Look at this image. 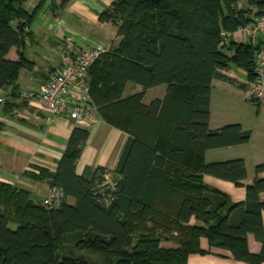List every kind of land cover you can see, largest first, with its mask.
Wrapping results in <instances>:
<instances>
[{"label": "trees", "instance_id": "16d2710c", "mask_svg": "<svg viewBox=\"0 0 264 264\" xmlns=\"http://www.w3.org/2000/svg\"><path fill=\"white\" fill-rule=\"evenodd\" d=\"M25 2L0 0L5 113L21 97V70L35 66L25 47L45 0L32 12ZM263 13L264 0H112L99 20L115 25L123 39L91 66L89 84L101 118L129 134L114 172L116 186L100 187L103 168L92 177L77 173L90 129L75 126L56 171L41 167L24 173L58 187L63 193L58 204L46 205L28 189L0 182V264H187L193 253L226 256L218 250L262 264L264 164L255 167L242 202H232L204 176L237 186L247 178L243 158L206 161L207 150L252 138L240 123L211 129L210 104L215 79L247 90L224 73L231 64L249 81L255 78L252 45L224 43L222 31L233 33ZM13 46L19 49L17 60L8 57ZM130 82L143 90L125 96ZM164 84L163 99L144 102L147 89ZM3 128L0 121V133ZM192 218L201 223L191 224ZM249 234L261 242L259 253L250 250ZM163 241L177 246L164 247Z\"/></svg>", "mask_w": 264, "mask_h": 264}, {"label": "crops", "instance_id": "0c3cea01", "mask_svg": "<svg viewBox=\"0 0 264 264\" xmlns=\"http://www.w3.org/2000/svg\"><path fill=\"white\" fill-rule=\"evenodd\" d=\"M40 1L26 0L24 7L32 12ZM111 3L112 0H45L43 7L37 12L30 25L31 37L27 38L25 47L26 57L34 62L35 66L31 70H21L17 83L19 90L37 91L47 81L49 74L59 69L66 38L85 47L97 43L104 44L109 50L118 47L123 36L117 33V27L99 20V14ZM229 39L237 44L248 43L246 36L241 33H231ZM18 51V47L13 46L9 50V59L17 60ZM227 53L231 54L232 51ZM224 73L234 78L239 84H247L246 92H248L249 80L243 69L231 64ZM167 88L168 86L164 84L147 89L144 102L150 103L156 98L163 99ZM236 88L242 89L227 80L213 81L209 126L211 129H219L228 124L240 123L245 129L252 131L251 141L209 149L205 158L207 162L243 158L247 164V178L242 182L243 186H237L231 181L211 175H205L204 181L212 188L228 194L232 202H242L247 196L245 186L254 181L255 167L264 164V126L262 136L258 138L255 128L247 127L243 120L235 121L227 114L218 111V102L234 93L233 89ZM142 90L141 85L130 82L126 87L125 96ZM4 95L5 90L0 89V97ZM14 102L16 107L10 113H5L2 110L3 103H0V121L4 125L0 133V182L28 189L35 200H43L51 189L50 181L33 180L24 173L37 171L41 167L52 172L56 171L74 125L66 117L43 108L36 99L26 100L19 97ZM257 114L258 120L263 118L264 104L258 108ZM95 118L93 126L88 127L90 137L77 162V173L92 177L98 168H103L106 170L105 176H114L129 134L103 120L98 110L95 111ZM260 176L264 177V172L260 173ZM260 197L264 201V193ZM69 201L72 202L71 199ZM190 223L201 222L192 218ZM248 243L253 253L261 251L262 244L253 234L248 235ZM161 245L177 246L168 241H163ZM204 246L207 247L205 242ZM218 251L226 256L193 253L189 255L187 264H248L232 258L226 250Z\"/></svg>", "mask_w": 264, "mask_h": 264}, {"label": "built area", "instance_id": "2783aa9c", "mask_svg": "<svg viewBox=\"0 0 264 264\" xmlns=\"http://www.w3.org/2000/svg\"><path fill=\"white\" fill-rule=\"evenodd\" d=\"M233 33L244 34L248 44L254 48L255 78L248 82V93L251 100L262 105L264 104V13L252 22L239 26ZM230 34L222 31L224 43L227 42ZM107 51L108 48L102 43L85 47L66 38L59 69L53 71L37 91H21V98L36 99L43 108L66 117L74 127L93 126L97 107L90 94L89 70ZM4 101L5 97H0V102ZM104 186L114 189L116 182L103 181L100 187L104 188ZM62 194L58 187L53 186L44 203L49 206L58 204Z\"/></svg>", "mask_w": 264, "mask_h": 264}, {"label": "rangeland", "instance_id": "374dc122", "mask_svg": "<svg viewBox=\"0 0 264 264\" xmlns=\"http://www.w3.org/2000/svg\"><path fill=\"white\" fill-rule=\"evenodd\" d=\"M233 90L234 93L230 96H226L221 102H218V111L227 114L230 118L235 119V121L236 119L243 120L247 127L255 128L257 130V136L260 138L263 132L264 116L260 120L257 119V110L259 106L256 102L250 99L249 93L246 92V90L238 88ZM115 178V176L106 175L102 176V181L113 182L116 180Z\"/></svg>", "mask_w": 264, "mask_h": 264}, {"label": "water", "instance_id": "95a60500", "mask_svg": "<svg viewBox=\"0 0 264 264\" xmlns=\"http://www.w3.org/2000/svg\"><path fill=\"white\" fill-rule=\"evenodd\" d=\"M80 256H81L82 258L89 259L88 256L85 255V254H80Z\"/></svg>", "mask_w": 264, "mask_h": 264}]
</instances>
